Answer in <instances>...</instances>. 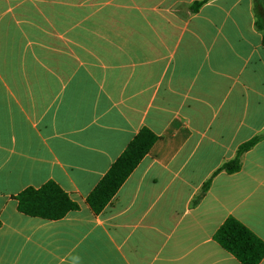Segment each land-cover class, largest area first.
I'll use <instances>...</instances> for the list:
<instances>
[{
  "label": "crops",
  "instance_id": "1",
  "mask_svg": "<svg viewBox=\"0 0 264 264\" xmlns=\"http://www.w3.org/2000/svg\"><path fill=\"white\" fill-rule=\"evenodd\" d=\"M194 1L0 0V264H241L212 238L228 217L264 242V138L215 173L264 132L253 0ZM143 127L156 141L94 212ZM49 181L76 208L20 213Z\"/></svg>",
  "mask_w": 264,
  "mask_h": 264
},
{
  "label": "trees",
  "instance_id": "2",
  "mask_svg": "<svg viewBox=\"0 0 264 264\" xmlns=\"http://www.w3.org/2000/svg\"><path fill=\"white\" fill-rule=\"evenodd\" d=\"M207 1H194L189 5V11L196 12ZM253 12L254 26L261 33L264 46V0H253ZM262 138H264V132L239 145L234 157L223 162L215 173L220 171L228 174L237 172L241 166V155ZM156 139L157 137L149 129L143 127L130 140L88 194L86 201L94 212H100L110 202L118 188L148 153ZM208 185L209 180L203 184L201 193L206 191ZM16 200L20 213L45 220L59 219L68 211L76 208V204L52 181L46 182L39 188H25L16 195ZM212 238L241 264H258L264 257V242L233 217L226 218L214 232Z\"/></svg>",
  "mask_w": 264,
  "mask_h": 264
}]
</instances>
